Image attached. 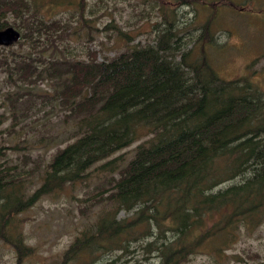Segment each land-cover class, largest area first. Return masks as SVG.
<instances>
[{"label": "trees", "instance_id": "obj_1", "mask_svg": "<svg viewBox=\"0 0 264 264\" xmlns=\"http://www.w3.org/2000/svg\"><path fill=\"white\" fill-rule=\"evenodd\" d=\"M86 1L0 0V28L20 31L0 45L8 84L0 91L7 102L0 134L13 136L16 125L21 133L0 143V239L18 261L31 254L18 213L82 182L98 163L95 209L59 264H91L103 255L100 264H182L201 250L218 259L264 220V88L246 74L220 76L204 56V45L215 43L213 20H179V9L192 2L210 11L243 6L151 0L159 19L150 39L130 42L117 28L125 39L120 50L97 58L87 48L80 58L68 52L69 24L53 6H72L81 18ZM44 4L50 7L42 11ZM6 114L11 121L3 126ZM51 118L60 125L52 135ZM40 139L54 149L34 152ZM136 140L126 162L110 157Z\"/></svg>", "mask_w": 264, "mask_h": 264}, {"label": "rangeland", "instance_id": "obj_2", "mask_svg": "<svg viewBox=\"0 0 264 264\" xmlns=\"http://www.w3.org/2000/svg\"><path fill=\"white\" fill-rule=\"evenodd\" d=\"M231 2L243 7L236 10L231 5L223 4L217 10L210 11L198 3L183 4L179 9V20H204L209 16L214 24L213 33L216 31L215 43L204 45V56L212 61L220 76L231 78L246 74L264 88V0ZM48 7V4H44L42 11ZM53 7L55 16L69 24L70 33L65 41L68 52L80 58L85 57L87 48L95 49L97 58L110 57L120 50L125 39L115 32L117 28L128 34L130 42L143 43L155 34L152 22L159 19L155 12L156 4L151 0H87L81 18L77 17L72 6L69 9ZM11 47H15V44ZM3 74L4 72L0 73V91L8 85ZM39 86L44 85L41 83ZM5 105L7 102L1 100L0 94V111H4ZM6 115L3 126L11 121L9 114ZM43 116L44 114L39 116V132L46 134L47 130L44 127L41 129ZM51 121L52 126L48 129L52 135L58 132L60 125H56L55 119L51 118ZM15 129L13 136H6L3 131L0 143L18 141L21 133L17 125ZM37 133L38 130L27 135L25 132L27 140H32V135ZM44 141L45 139H40L34 143L38 149L33 151L46 155L54 149L51 144L48 147L42 146ZM137 142L133 141L117 149L110 157L121 158V164L126 162ZM97 164L89 168V174L82 182L68 184L55 196L44 195L33 206L18 213L16 220L21 227L23 243L34 246L32 253L24 255L18 261L11 245L0 239V264H59L61 252L78 229L87 224L95 209L96 205L92 204L96 194L101 191L99 185L103 182L98 176L100 172L94 168ZM121 214L120 211L118 215ZM102 258L105 259V256H99L91 264H100ZM259 259H264V220L255 229L242 233L221 252L218 259L213 260L201 250L182 264H254ZM71 260L65 264H79ZM154 260L152 258L146 263L138 258V263L154 264Z\"/></svg>", "mask_w": 264, "mask_h": 264}, {"label": "water", "instance_id": "obj_3", "mask_svg": "<svg viewBox=\"0 0 264 264\" xmlns=\"http://www.w3.org/2000/svg\"><path fill=\"white\" fill-rule=\"evenodd\" d=\"M20 31L13 25H6L0 28V45H9L16 41Z\"/></svg>", "mask_w": 264, "mask_h": 264}]
</instances>
